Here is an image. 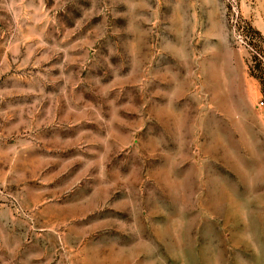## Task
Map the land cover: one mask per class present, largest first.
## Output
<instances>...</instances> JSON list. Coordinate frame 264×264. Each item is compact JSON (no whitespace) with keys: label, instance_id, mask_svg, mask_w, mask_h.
<instances>
[{"label":"rangeland","instance_id":"rangeland-1","mask_svg":"<svg viewBox=\"0 0 264 264\" xmlns=\"http://www.w3.org/2000/svg\"><path fill=\"white\" fill-rule=\"evenodd\" d=\"M264 0H0V264H264Z\"/></svg>","mask_w":264,"mask_h":264},{"label":"built area","instance_id":"built-area-1","mask_svg":"<svg viewBox=\"0 0 264 264\" xmlns=\"http://www.w3.org/2000/svg\"><path fill=\"white\" fill-rule=\"evenodd\" d=\"M263 65H264V63H263ZM257 106L259 108H263L264 107V93L260 96V98H259V100L257 102Z\"/></svg>","mask_w":264,"mask_h":264}]
</instances>
